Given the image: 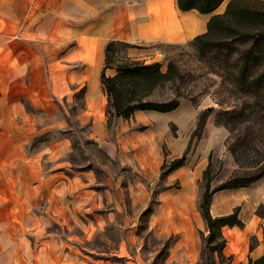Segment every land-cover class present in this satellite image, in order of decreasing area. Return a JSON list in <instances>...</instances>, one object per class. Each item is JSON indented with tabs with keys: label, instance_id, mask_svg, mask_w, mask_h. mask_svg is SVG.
Listing matches in <instances>:
<instances>
[{
	"label": "crops",
	"instance_id": "1",
	"mask_svg": "<svg viewBox=\"0 0 264 264\" xmlns=\"http://www.w3.org/2000/svg\"><path fill=\"white\" fill-rule=\"evenodd\" d=\"M219 6L200 14L180 10L176 0H0V264H200L199 234H206L197 206L201 164L185 165V160L165 175L166 187L157 193L148 219L157 247L149 246L136 234L134 220L121 217V177L111 165L120 146L108 140L115 132L112 127L109 134L107 125L112 118L120 124L122 117L107 116L99 74L107 42L125 43L131 60H157L168 47L205 32ZM79 90L84 106L76 118L90 124L100 149L109 155L104 162L92 158L107 170L102 180L90 166H68V136L56 137L48 146H32L43 130L40 110L52 117L58 111L53 101H69ZM56 126L63 125L57 120ZM128 138L135 150L129 159L141 172L140 179L157 178L162 157L153 131ZM139 144L143 148L138 151ZM137 182L133 180L132 188H139ZM128 183L131 186V180ZM219 191L224 193L210 197L212 216L230 213L233 207L240 208L239 214H251L240 219L243 230L221 227L225 243L215 264L224 258L227 264H248L263 251V244L249 248L242 237L259 219L256 207H264V176ZM143 193L135 190L133 195ZM232 193L230 202L225 195ZM137 204L133 201L131 209ZM107 229L118 234L102 236ZM169 236L170 241H163ZM155 257L160 260L155 262Z\"/></svg>",
	"mask_w": 264,
	"mask_h": 264
},
{
	"label": "rangeland",
	"instance_id": "2",
	"mask_svg": "<svg viewBox=\"0 0 264 264\" xmlns=\"http://www.w3.org/2000/svg\"><path fill=\"white\" fill-rule=\"evenodd\" d=\"M223 8L224 2L216 10L219 11L217 13L222 12ZM246 46L247 42L226 38L219 47L207 45L205 48L197 49L190 41L168 47V51L158 56L157 60H151V57L131 60L126 56L127 46L122 44L113 46L106 73H113L115 71L113 67L116 64L145 60L147 61L144 63L157 62L161 71H164L167 62H172L179 73L177 79L155 87L146 96L149 101L158 102L176 95L179 100L176 109L164 114L150 110H137L129 115L132 117L131 121L128 120L129 116L122 117V122L120 121L119 124L116 118H112L111 125H107L109 134L112 127L115 132L114 139L109 136L108 140L112 142L116 140L120 146L119 153L115 154V160L111 162V165L116 167V173L121 177L119 186L122 191V203L125 206L121 217L134 220L136 234L147 241L149 246L157 247L152 232L148 231V219L152 208L158 202L157 193L166 187L164 180L167 173L162 175L161 170L167 166L171 157H178L184 151L185 165L200 163L202 171L206 168L205 178L208 180L210 189L218 187L231 176L242 175L255 164L264 165V83L256 86L236 82L238 56ZM82 91L79 90L69 101L54 100L58 111L52 117L43 109L40 110L43 113V130L32 146L35 143L48 146L56 137L68 136L70 144L65 154L70 160L68 166L74 170H86L90 166L95 171L96 177L102 180L101 173L105 174L107 170L93 164L92 158H100L104 162L109 155L104 149H100L90 124H80L76 118L84 106ZM202 111H206L204 117L201 115ZM202 117L203 122L198 129ZM57 120L60 121V125H63L62 127H54ZM148 131H153L158 139H155V146L161 149L162 158L154 173V177L157 178L147 182L145 178L140 179L141 172L135 170L133 161L129 159V153L133 154L135 150L128 146L127 141L128 136L140 137ZM141 148L143 147L139 144L138 151ZM136 178L139 188L134 189L132 188L133 180ZM205 178L202 176L197 185L199 196L203 191ZM129 180H131V186H129ZM173 185L178 186L176 182ZM142 189L146 193V195L143 193L144 197L141 194L133 195L135 190L141 193ZM219 190L215 192L224 193ZM225 196L231 199L230 202L235 198V195ZM136 200H138L137 207L131 209L130 204ZM239 209V207H233L231 211L236 210L241 220L251 214L249 210H242L239 214ZM254 213L259 219L253 220V226L242 237V242L247 243L249 248L257 243L264 244V207L258 205ZM49 229L62 230L55 227ZM237 232L238 230L231 234L235 235ZM113 234L117 235L118 232L107 229L102 236L112 237ZM171 239L172 237L169 236L163 241ZM158 259L155 257L154 261L157 262L160 260ZM219 263L227 264L228 262L224 258Z\"/></svg>",
	"mask_w": 264,
	"mask_h": 264
},
{
	"label": "trees",
	"instance_id": "3",
	"mask_svg": "<svg viewBox=\"0 0 264 264\" xmlns=\"http://www.w3.org/2000/svg\"><path fill=\"white\" fill-rule=\"evenodd\" d=\"M224 2L221 13L212 14L206 22L205 32L195 36L191 41L197 49L209 45L219 47L226 38L247 42V46L240 51L236 68V82L250 83L261 86L264 83V0H176L180 10L194 9L200 14H209ZM123 42L109 41L104 46V59L99 79L106 94V114L111 117H128L133 111L150 110L155 112H169L177 108L179 100L173 98L153 102L146 99L151 91L167 81L179 77L174 63L167 62L164 71H161L157 62H122L116 64L114 73L106 75L105 70L109 64L110 53L113 46ZM202 111L201 115H205ZM203 117L199 122L201 127ZM184 162V151L176 158H172L161 174H166L181 166ZM206 168L202 171L205 178ZM264 175V165H253L242 175L227 178L218 187L209 188L205 178L203 191L198 200V210L204 221L206 234H199L201 249L199 252L200 264H215L216 259L221 260V250L225 240L221 234V227H241L242 222L237 211L212 216L209 212L210 197L219 189L244 187L258 180ZM248 264H264V244L262 254L254 259H248Z\"/></svg>",
	"mask_w": 264,
	"mask_h": 264
}]
</instances>
